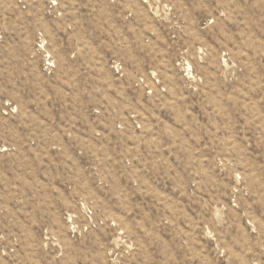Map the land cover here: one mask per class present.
Masks as SVG:
<instances>
[{"label":"rangeland","instance_id":"1","mask_svg":"<svg viewBox=\"0 0 264 264\" xmlns=\"http://www.w3.org/2000/svg\"><path fill=\"white\" fill-rule=\"evenodd\" d=\"M0 264H264V0H0Z\"/></svg>","mask_w":264,"mask_h":264}]
</instances>
